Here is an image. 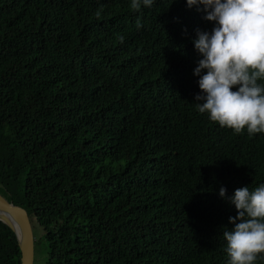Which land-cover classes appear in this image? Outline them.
<instances>
[{
	"label": "trees",
	"instance_id": "1",
	"mask_svg": "<svg viewBox=\"0 0 264 264\" xmlns=\"http://www.w3.org/2000/svg\"><path fill=\"white\" fill-rule=\"evenodd\" d=\"M130 3L0 0V194L42 228L44 264H228L219 190L264 183V139L195 107L206 13ZM19 259L0 221V264Z\"/></svg>",
	"mask_w": 264,
	"mask_h": 264
},
{
	"label": "clouds",
	"instance_id": "2",
	"mask_svg": "<svg viewBox=\"0 0 264 264\" xmlns=\"http://www.w3.org/2000/svg\"><path fill=\"white\" fill-rule=\"evenodd\" d=\"M153 3L131 0L130 8L139 12L142 5ZM186 5L214 22L211 32L197 29L193 41L202 56L193 71L201 90L194 97L195 107L236 134L264 139V0H186ZM136 27H143L140 19ZM226 191L221 187L220 197L237 211L229 217L234 227L223 232L228 264H254L264 253V183L252 191L238 188L230 197Z\"/></svg>",
	"mask_w": 264,
	"mask_h": 264
},
{
	"label": "water",
	"instance_id": "3",
	"mask_svg": "<svg viewBox=\"0 0 264 264\" xmlns=\"http://www.w3.org/2000/svg\"><path fill=\"white\" fill-rule=\"evenodd\" d=\"M0 221L15 233L20 250L19 264H33L35 238L27 210L0 194Z\"/></svg>",
	"mask_w": 264,
	"mask_h": 264
},
{
	"label": "rangeland",
	"instance_id": "4",
	"mask_svg": "<svg viewBox=\"0 0 264 264\" xmlns=\"http://www.w3.org/2000/svg\"><path fill=\"white\" fill-rule=\"evenodd\" d=\"M33 234L35 238L34 262L33 264H44L47 256V245L43 238L42 228L35 222H32Z\"/></svg>",
	"mask_w": 264,
	"mask_h": 264
}]
</instances>
